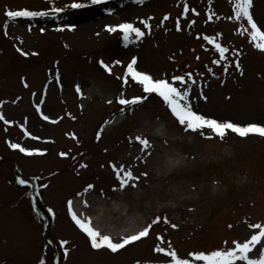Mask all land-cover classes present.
I'll list each match as a JSON object with an SVG mask.
<instances>
[{
    "label": "rangeland",
    "instance_id": "1",
    "mask_svg": "<svg viewBox=\"0 0 264 264\" xmlns=\"http://www.w3.org/2000/svg\"><path fill=\"white\" fill-rule=\"evenodd\" d=\"M72 3L86 7L73 9ZM25 8L49 15L15 21L6 15ZM252 12L264 25V0H253ZM234 14L232 0H0V112L9 121L0 120V264H160L169 258L155 252L157 246L189 258L254 234L249 224L264 222L263 139L231 132L208 139L211 130L186 131L160 100L118 102L122 94L146 95L131 78L127 86L123 82L135 58L137 70L154 78L191 72L197 80L189 84L193 107L201 114L242 126L264 124V52L240 34L242 22L232 20ZM142 21L152 25L150 34ZM120 23H133L145 36L125 42L122 32L107 31ZM205 36L229 49L226 58ZM137 136L148 138L147 151ZM17 143L44 154L27 155L11 146ZM163 157L169 164L160 170ZM113 164L131 169L140 181L121 188ZM21 175L32 184L43 180L38 204L46 217L32 209L34 190L19 183ZM88 185L94 188L79 195ZM70 200L94 226L107 223L104 231L119 232L120 218L137 214L152 231L119 253L95 250L74 226ZM117 204L122 211H113ZM159 236L170 244L161 245ZM59 241L68 242L67 257Z\"/></svg>",
    "mask_w": 264,
    "mask_h": 264
},
{
    "label": "snow or ice",
    "instance_id": "2",
    "mask_svg": "<svg viewBox=\"0 0 264 264\" xmlns=\"http://www.w3.org/2000/svg\"><path fill=\"white\" fill-rule=\"evenodd\" d=\"M104 0H92L93 4L103 3ZM138 3H143V0H137ZM234 7V15L231 17L234 21L242 22L240 24V34L249 36L251 38L252 44L256 49L264 52V25H259L253 17V0H232ZM73 9H81L86 7L82 3H72L70 5ZM188 8L185 7L184 12L187 14ZM193 12H196V9H191ZM52 11L55 13L64 12L65 9L61 7H54ZM199 15V13H196ZM7 17L15 21L17 18H32L43 17L49 15L45 11H32L28 9L23 10H9L6 13ZM215 14L211 13L208 16L209 20L213 19ZM169 17H165L167 20ZM145 27L148 29L150 34L152 25L147 21H142ZM177 28L179 30V21H176ZM196 21H192V24H195ZM245 23L250 26L249 30L245 27ZM43 31V29H41ZM107 31L110 33H115L120 31L124 34L125 42H130L131 37L135 35L138 38H143L145 32L141 28L136 27L133 23H120L117 26H108ZM206 40L209 43L215 46L216 51L219 53L221 58H226V53L229 52V49L222 46L217 42L215 36H205ZM22 51V50H21ZM22 54L27 56V52ZM33 55H38V53H33ZM216 64H220L221 60L214 61ZM101 65L106 69V71L111 74L112 67H110L104 61L100 62ZM116 64H121V61H115ZM236 66L239 68L240 64L237 61ZM242 73V69H241ZM56 78L59 79V73H55ZM129 78L132 81L139 84L143 88V92L146 94L143 97H134L131 99L125 98L122 94L119 99V104L123 106H135L142 104L150 96L156 95L165 102L167 107L170 109L171 113L178 120V122L184 126L185 130L192 132H203L205 129L211 130L214 133L213 137H206L208 139H213L219 137L223 140L229 133L238 134L240 137L247 138L250 135H257L264 137V124L258 123H249L247 125H241L232 121H220L218 119L209 118L208 116L201 114L198 110L193 107L192 99V88L189 86L197 84V80L193 77L191 72L186 73V75H176L171 78H154L152 75L137 70V59H132L131 62L127 65V74L123 77L124 85L129 84ZM27 82L25 81V87H27ZM77 92H80V85L76 86ZM207 100V97H204ZM112 103V101H109ZM2 107V105H0ZM41 116L44 120H49L50 117L45 115L41 111ZM60 119H63L61 117ZM74 119V117H73ZM0 120H4L7 124L9 121L5 120L4 114L0 112ZM58 121L52 120V123H57ZM27 132V129L25 128ZM103 130H101L102 132ZM28 135H31L30 132H27ZM75 137V133L72 134ZM33 139H39V137H33ZM136 139L143 146L144 150L151 146L148 139L137 136ZM14 149H19L21 152L26 153L27 155H43V152L30 151L29 149L22 147L20 144H12ZM151 153H149L150 155ZM66 153H61V156H66ZM139 158V157H138ZM81 167H87V165H82ZM112 168L116 172V177L120 183L121 188L127 187L130 182L139 179V177L134 176L131 169H125L123 166L117 167L116 164L112 165ZM147 175V173H144ZM20 184H25L24 179L19 180ZM47 187V185H45ZM94 188V185H88L84 192L79 193L83 196L90 189ZM87 202L85 201V204ZM68 208L71 210V217L75 221L76 225L87 235L90 239L91 247L95 250H110L112 253H119L121 250L125 249L127 246L132 245L135 242L147 238L151 231L152 225L144 227L141 231L133 235H126L121 240L116 241L112 236L103 234L98 228L93 226V222L90 218H81L76 211L72 210L73 201H68ZM167 220V218H165ZM170 223V221H168ZM154 223H160V218L157 217ZM173 228H176L177 225L172 224ZM232 227V225H229ZM249 228L253 230L254 234L251 235L249 239L244 241L234 240L232 242L233 246L228 247V242L225 241V246L220 249L212 250L210 252H193L190 254V258H182L175 248H168L164 246H157L155 252L163 253L166 257L170 258V264H264V222L260 223H250ZM258 230V231H257ZM158 240L161 242V245L166 242L163 236H159ZM63 245H67V241L61 242ZM261 246V250L257 249V246ZM68 249L65 247L64 256L67 257ZM40 264H45V261L41 260ZM139 264V262H138Z\"/></svg>",
    "mask_w": 264,
    "mask_h": 264
},
{
    "label": "bare ground",
    "instance_id": "3",
    "mask_svg": "<svg viewBox=\"0 0 264 264\" xmlns=\"http://www.w3.org/2000/svg\"><path fill=\"white\" fill-rule=\"evenodd\" d=\"M140 63H141V61L139 60L138 65H140ZM180 157H181L180 154H178L177 155V158L179 159ZM167 159L170 160V157L167 156ZM169 160L166 161L164 159V157L162 159H158L159 169L161 170L164 167V165L169 164L168 163ZM76 203L78 204L77 201H76ZM76 203L74 204V207H75V211L77 212L79 208L77 207V204ZM104 208L105 207L103 206V204H100V205L97 206V210L99 211L100 214L101 213L104 214V211L106 210ZM113 211H122V207L117 204V205L114 206V210ZM120 220H121V223L122 224L121 225H118V227L120 228V230H123V233H127V234L137 233L142 228H144L145 227V224H146V219L142 215H140V214H137L136 216H133V217L131 216V217H128V218L121 217ZM108 226L109 225L107 223H101V225L98 226L97 228L103 227L106 230H108Z\"/></svg>",
    "mask_w": 264,
    "mask_h": 264
}]
</instances>
